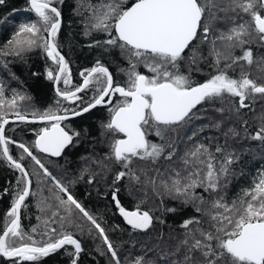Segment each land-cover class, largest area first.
<instances>
[{
  "label": "trees",
  "instance_id": "1",
  "mask_svg": "<svg viewBox=\"0 0 264 264\" xmlns=\"http://www.w3.org/2000/svg\"><path fill=\"white\" fill-rule=\"evenodd\" d=\"M106 2L111 0H52V6L62 15V24L55 43L65 57L70 73L68 84L64 82L65 75L60 77L61 92L74 91L81 86L84 80L81 73L87 75L88 70L97 64L109 70L113 76L114 86H128L127 73L131 69L129 53L121 50L119 41L117 45L107 44V40L116 36L114 29L110 30L112 34L109 35L108 31L94 27L97 22L95 16ZM134 2L135 0H127L122 7L126 9ZM199 2L205 6L201 31L204 26L209 28L208 40L202 41L201 31H198L197 38L183 54L185 58L178 61L179 73L187 76L192 86L207 82L213 75L218 74V70H225L233 79L247 75L256 84L264 85V40L258 38L254 28L249 29L251 34L244 37L248 43L242 46L233 47L234 41L217 39L221 33H227L239 23L245 21L251 23L250 15L239 8L233 11L234 0ZM93 7L97 12L93 11ZM29 9V0H4L0 4L2 120L16 118L17 113L24 117L38 118L45 112L63 115L67 109L68 114H72L73 109L81 110L98 95L95 84L84 89L78 95L80 99L74 101L64 100L56 94L54 81L59 65L47 56L43 42L39 39V36H48L42 25L39 36L32 37L37 40L35 45L18 47L13 43L18 39L17 32L21 24L37 22L39 19L34 11ZM257 10L264 15V9H260L259 5ZM28 36L29 33L22 34V37ZM213 39H216V50L221 53L218 65L216 57L212 54ZM194 46L197 54L195 62L192 61L190 51ZM247 50L253 53L251 65L244 60L233 63L234 58L241 57ZM131 61L137 63V72L141 73L145 68L147 76L154 75L144 66L142 60L137 62L135 57H131ZM49 71L53 73V79L48 78ZM115 97L119 98L116 94L113 98ZM249 98L245 100L248 107L243 108L239 105V97L228 94L222 98L205 100L192 110L190 113L192 118L186 123L167 129L160 126L163 129L162 136L156 135L154 128H149L147 140L164 145L165 154L155 163L151 160L133 158L127 168L123 166V162L116 161L112 154V145L121 137L120 133L104 127L111 118L110 109L120 102L113 100L112 104H102L85 115L62 121L61 125L66 131L69 133L72 131L70 134L78 132L79 135L73 137L72 144L56 159L43 155L36 147L41 130L50 127L51 124H9L5 131V137L10 141L9 154L14 161L27 169L32 181L31 192L21 208L20 225L26 234L23 243H31L27 239L28 236L32 237V241L42 243L49 237L56 239L62 233H68L82 244L83 250L77 264H115L103 237L91 221L74 206L61 204V200L67 199V194L55 186L52 179L55 177V180L68 189V194H71L100 224L122 259L130 258L131 261V258L133 260L143 258L150 264H185L187 249L181 243L185 239L183 235L185 236L188 231L182 227L185 221L191 218L199 221V224L189 225V229L199 228L201 231L214 232L212 225L215 221L211 217L217 211H223L212 207L214 200L221 196L223 202L229 206L234 201L239 203L244 190L250 189L256 183L257 169L264 165V146L257 144L256 141L259 140L252 139L256 132L264 128V94H253ZM13 99L14 105L11 103ZM229 129L238 134H233ZM20 144H24L29 151L35 153L38 159L42 158L51 177L44 175L43 169L19 147ZM200 144L212 153L217 168L224 162L226 156L234 155V162L228 165V175L221 176L220 186L215 191H206L204 186L189 189L191 195H181L169 190L177 171L180 173L181 181L185 180V184L189 182L185 177L193 170V166L185 165L183 158ZM217 147L221 148L220 152L216 151ZM169 152H174L171 160L166 159ZM23 157L30 158V162L23 160ZM195 167L203 170L199 177L193 179L203 180L206 169L203 165ZM122 171L125 172V176L117 180V174ZM25 183L26 178L9 163L0 146V235L10 219L7 212L15 203L18 192L25 187ZM114 194L124 209L143 210L145 209L143 206L147 208L145 210L152 217V225L147 231L136 230L126 225L118 213L116 201L113 199ZM197 208L201 210L197 211ZM53 228L56 229L55 232L51 231ZM195 234L197 238L199 236L202 239L199 232ZM15 243L18 245L22 242L16 240ZM73 252L74 247L67 246L42 258L37 264H72ZM199 254L194 252L192 256L195 260H202L203 257L200 259ZM15 259L0 256V264H15ZM23 264L31 262L25 261Z\"/></svg>",
  "mask_w": 264,
  "mask_h": 264
},
{
  "label": "snow or ice",
  "instance_id": "2",
  "mask_svg": "<svg viewBox=\"0 0 264 264\" xmlns=\"http://www.w3.org/2000/svg\"><path fill=\"white\" fill-rule=\"evenodd\" d=\"M3 2L4 0H0V4ZM126 2L127 0H119V2L111 0V2L104 3L102 10L95 16L97 22L94 27L108 31L109 35L112 34L110 30L114 29L116 36L114 39L107 40V44L117 45L119 41L121 50L129 53L131 69L127 73L128 86H114L109 70L97 64L96 67L88 70L87 75L81 73L84 76L82 86H78L74 91L61 92L57 89V94L65 100L74 101L80 99L77 93L84 91L92 84L96 85L98 95L93 97V102L79 111L73 109V116H80L97 105L111 104V97L117 93L123 97L120 103L110 109L111 118L104 127L113 132L123 133L126 137V139L116 140L112 145L115 160L123 162L125 168L132 163L133 158L151 160L155 163L165 154L164 145L151 143L146 139L149 128H154L156 135L162 136L163 129L181 125L191 119L192 110L205 100L222 98L228 94L239 97V105L243 108L248 107L245 100L250 95L264 94V85L256 84L247 75H243L240 79H233L227 75L225 70H218V74L213 75L207 82L192 86L189 78L179 73L178 61L185 58L183 55L185 49L197 38L198 31H201L205 6L199 0H135L130 7L124 9L122 5ZM29 3V10L34 11L39 19L37 22L21 24L17 32L18 39L13 43L18 47L35 45L37 40L32 37L39 36L42 25L43 31L48 36H39V39L43 42L47 56L60 66L59 74L65 75L64 82L68 84L70 75L68 65L55 43L61 26L59 19L61 13L52 6V0H29ZM234 5L232 10L239 8L250 15L251 23L247 21L239 23L227 33H221L217 39L234 41L233 47L242 46L248 43L244 37L251 34L249 29L254 28L258 38L264 40V15L257 10V5L260 9H264V0H234ZM93 11L97 12V9L93 7ZM109 21H114V23ZM208 32L209 28L204 26L201 31L202 41L208 40ZM23 33H29L30 36L22 37ZM211 43L212 54L216 57L218 65L221 53L216 50V39H213ZM190 51L192 61L195 62L197 55L195 46ZM131 57H135L137 62L142 60L145 67L154 75L149 77L137 72V63L132 62ZM237 60H244L251 65L253 63L252 51H245L241 57L234 58L233 63ZM47 75L49 79H53L51 71ZM59 78V75L55 77L57 83ZM2 95L3 88H0V96ZM106 97L109 98L107 101ZM11 103L14 105L15 99ZM17 116L21 120L25 119L19 113ZM39 119L52 122L50 127L41 130L39 139L36 141V147L41 152L60 156L63 150L72 144L73 137L79 135L78 132L70 134L65 127H61V122L69 119L67 109L64 110L63 115L45 112ZM6 123H8L7 120L0 119V146H3V154L23 174V177L27 178L28 173L23 166L8 155L10 141L4 136L3 127ZM160 126H163V129ZM229 131L238 134L233 129ZM252 139L264 142V128L256 132ZM19 147L43 169L44 175L51 177L48 169L24 144H20ZM216 151L220 152L221 148L217 147ZM173 155L174 152H169L166 159L171 160ZM183 162L185 165L193 166V170L185 177L189 182L181 186L180 173L177 171L169 190H174L181 195H191L189 189L199 186H204L206 191L217 190L221 176H227L229 173L228 165L234 162V155L226 156L224 162L217 168L212 153L200 144L185 154ZM196 165H203L206 169L203 180L193 179V177H199L203 170L195 167ZM124 176L125 172H119L116 179L119 180ZM52 179L55 181V186L67 194V199L61 200V204L74 206L91 221L103 237L115 264H121L116 250L104 234V229L100 224L71 194H68V189L63 184L55 180V177ZM30 185L31 181L26 179L25 187L18 192L15 203L7 212L10 219L6 229L0 235V256L9 259L16 258L15 264H23L25 261L37 264L42 258L55 253L65 245H71L74 247V252L71 253L72 264H76L83 249L80 242L71 234L62 233L56 239L49 237L46 242L42 243L32 241V237L28 236L27 239L31 243H23L26 234L21 230L20 210L30 193ZM113 199L116 201L120 214L133 229L147 231L152 225V217L148 212L126 211L120 206L115 194ZM212 207L223 210L222 212L217 211L211 217L215 221L212 225L214 232L201 231L199 228L189 229V225L199 224V221L194 219H189L182 225L188 229L185 239L181 241L187 249L184 257L185 264H264V174L250 189L244 190L239 203L234 201L229 206L223 202L221 197L213 202ZM169 211H175V209H169ZM197 211L200 209L197 208ZM57 214L54 213V215ZM51 231L55 232L56 229L53 228ZM196 232L200 233L202 239L196 237ZM16 240L22 243L17 245ZM193 252H199L203 259L195 260L192 256ZM133 264H150V262L137 258Z\"/></svg>",
  "mask_w": 264,
  "mask_h": 264
},
{
  "label": "water",
  "instance_id": "3",
  "mask_svg": "<svg viewBox=\"0 0 264 264\" xmlns=\"http://www.w3.org/2000/svg\"><path fill=\"white\" fill-rule=\"evenodd\" d=\"M30 4V3H29ZM54 7V6H53ZM59 19H60V21H61V24H62V15H60V17H59ZM50 38V37H49ZM194 41V40H193ZM192 41V42H193ZM191 42V43H192ZM58 49V48H57ZM186 50V49H185ZM59 51V50H58ZM60 52V51H59ZM60 54L63 56V54L60 52ZM64 57V56H63ZM64 59H65V57H64ZM60 67V66H59ZM57 75H59L60 77H61V75L59 74V70H58V73H57ZM56 75V76H57ZM112 78H113V76H112ZM59 80H60V78H59ZM83 84V83H82ZM82 86V85H81ZM54 89H55V92H56V94H57V89H59V82L57 83L56 82V80L54 81ZM81 92H79V93H77V95H79ZM58 95V94H57ZM60 98H62V99H64L62 96H60V95H58ZM106 99V98H105ZM98 106H100V105H97L96 107H98ZM95 107V108H96ZM95 108H92L90 111H92L93 109H95ZM90 111H88V112H90ZM88 112H86V113H83L82 115H85V114H87ZM82 115H80V116H82ZM68 116H69V119H67V120H65V121H69V120H72V119H75V118H77V117H80V116H73L72 114H68ZM7 121H8V123H6V124H4L3 125V127H4V136H5V131H6V128H7V126L9 125V124H11V123H31V124H51L52 122H49V121H43V120H40L39 119V117L38 118H30V117H25V119H23V120H21V119H19L18 117H16V118H10V119H6ZM61 127H63L62 125H61ZM39 139V136H38V138H37V140ZM126 139V138H125ZM36 140V141H37ZM70 145H68L64 150H63V152L61 153V155L60 156H52V155H50L49 153H45V152H41L40 150H39V148H37L38 149V151L40 152V153H42V154H44V155H46V156H48V157H51V158H59V157H61L62 155H63V153L65 152V150L69 147ZM2 147V151H3V146H1ZM8 155H10L9 154V151H8ZM7 159V158H6ZM8 160V159H7ZM13 160V159H12ZM9 161V160H8ZM9 163H11L10 161H9ZM12 164V163H11ZM13 165V164H12ZM22 165V164H21ZM14 166V165H13ZM23 166V165H22ZM23 168L25 169V171H27V169L23 166ZM27 173H28V171H27ZM26 179H29L30 181H31V178H30V175H29V173H28V177L26 178ZM31 189H32V181H31V185H30V192H31ZM117 199V198H116ZM22 208V207H21ZM126 211H130V212H134V211H136V210H127V209H125ZM118 213H119V215L121 216V218L123 219V221L126 223V225L127 226H129V227H131V225H129L128 223H127V221H126V219L120 214V212L118 211ZM20 218H21V210H20ZM132 228V227H131ZM76 239V238H75ZM80 244H81V242H80ZM67 246H71V245H65L64 247H67ZM63 247V248H64ZM71 247H73V246H71ZM81 247H82V244H81ZM83 249V248H82ZM82 252V251H81ZM81 254V253H80ZM80 254H79V258H80ZM5 258H7V257H5ZM79 258H78V260H79ZM7 259H9V258H7ZM77 260V261H78ZM77 261H76V264H77Z\"/></svg>",
  "mask_w": 264,
  "mask_h": 264
},
{
  "label": "rangeland",
  "instance_id": "4",
  "mask_svg": "<svg viewBox=\"0 0 264 264\" xmlns=\"http://www.w3.org/2000/svg\"><path fill=\"white\" fill-rule=\"evenodd\" d=\"M142 73H144L143 71L140 73V74H142ZM145 75L147 76V74H146V72H145ZM119 102H121V101H119ZM118 133V132H117ZM120 138V137H119ZM118 138V139H119ZM257 142V144L259 145V146H264V142H261V141H256ZM32 154L35 156V153H33L32 152ZM28 155V154H27ZM44 155V154H43ZM46 156V155H45ZM36 157V156H35ZM37 158V157H36ZM38 159V158H37ZM39 159H40V161H41V163L44 165V166H47L46 164H44V162H43V160H42V158L41 157H39ZM45 159V158H44ZM56 159V158H55ZM23 160H25V161H28V162H30V158H28V157H23ZM46 160V159H45ZM47 161V160H46ZM256 174V176H255V181L256 182H258V180H259V178L261 177V175L262 174H264V165H263V167H260L259 169H257V172L255 173ZM182 179V178H181ZM172 182V181H171ZM181 185L183 186V185H186L185 184V180H182L181 181ZM177 194H179V193H177ZM208 199H206V201H207ZM209 200H210V197H209ZM141 207V206H140ZM144 207V206H143ZM142 207V208H143ZM145 209H147L146 207H144ZM145 209H143V210H141V209H138V210H136V211H139L140 213H143V212H147ZM149 210V209H148ZM133 211V210H132ZM150 211V210H149ZM111 254V253H110ZM117 257L120 259V261H121V264H133V259L131 258V261H130V258H129V260H124V259H122L121 258V256L120 255H118V253H117Z\"/></svg>",
  "mask_w": 264,
  "mask_h": 264
},
{
  "label": "flooded vegetation",
  "instance_id": "5",
  "mask_svg": "<svg viewBox=\"0 0 264 264\" xmlns=\"http://www.w3.org/2000/svg\"><path fill=\"white\" fill-rule=\"evenodd\" d=\"M144 66H145V64H144ZM144 73H142V75H145V68H144V70H142ZM113 84H114V82H113ZM122 87V86H121ZM116 95H118V97L119 98H113V96L111 97V100L113 101H116V102H119V101H122L123 100V97H120V95L117 93ZM109 98L108 97H106V101L108 100ZM115 99H117V100H115ZM107 104V103H106ZM120 138L119 139H125L126 137L124 136V134L123 133H120ZM147 139V138H146Z\"/></svg>",
  "mask_w": 264,
  "mask_h": 264
},
{
  "label": "bare ground",
  "instance_id": "6",
  "mask_svg": "<svg viewBox=\"0 0 264 264\" xmlns=\"http://www.w3.org/2000/svg\"><path fill=\"white\" fill-rule=\"evenodd\" d=\"M121 69V68H120ZM144 69V68H143ZM126 70V69H125ZM116 73V72H115ZM114 74V73H113ZM117 74H120V73H118L117 72ZM123 74H124V72H123ZM127 76V75H126ZM119 77V76H118ZM124 78V77H123ZM128 80V79H127ZM126 79H125V81H127ZM250 99V98H249ZM253 100L255 99L254 97L252 98ZM252 99H251V101H252ZM65 100V99H64ZM115 100H117V99H115ZM112 104V103H111ZM109 118V117H108ZM238 118V117H237ZM250 120V119H249ZM254 120V119H253ZM243 122V121H242ZM257 122V121H256ZM253 123V122H252ZM258 123V122H257ZM256 125V124H255ZM251 126V125H250ZM260 131V130H259ZM72 132V131H71ZM70 132V133H71ZM201 187V186H200ZM209 191V190H208ZM212 197H213V195H212ZM220 198H221V196H220ZM214 200V199H213ZM217 200V198L214 200V201H216ZM208 201V200H207ZM210 202V201H209ZM213 202V201H212ZM211 202V203H212ZM130 205V204H129ZM212 205V204H211ZM210 205V206H211ZM139 207V206H138ZM209 207V206H208ZM144 208V207H143ZM201 210V209H200ZM203 210V209H202ZM202 214V213H201ZM197 217H199V216H197ZM196 218V217H195ZM192 219V218H191ZM203 219V218H202ZM205 219V218H204ZM206 220H208V219H206ZM211 220V219H210ZM206 224V223H205ZM182 230V229H181ZM185 230V229H184ZM204 231V230H203ZM182 232H183V230H182ZM129 234V233H128ZM124 235V234H123ZM183 237H185L184 235H183ZM198 238H199V236H198ZM194 254V252L192 253V255ZM198 254V253H197ZM200 255V254H199ZM201 257L202 256H200V259H201ZM197 260V259H196Z\"/></svg>",
  "mask_w": 264,
  "mask_h": 264
}]
</instances>
